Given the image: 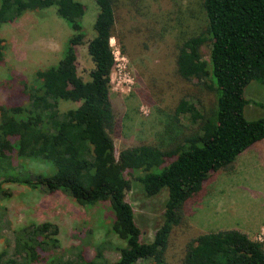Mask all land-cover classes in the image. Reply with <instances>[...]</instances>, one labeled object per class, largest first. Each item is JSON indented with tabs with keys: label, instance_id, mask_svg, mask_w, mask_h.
Segmentation results:
<instances>
[{
	"label": "trees",
	"instance_id": "trees-1",
	"mask_svg": "<svg viewBox=\"0 0 264 264\" xmlns=\"http://www.w3.org/2000/svg\"><path fill=\"white\" fill-rule=\"evenodd\" d=\"M94 2L95 36L87 40L85 8L77 0H0V27L16 23L27 12L55 7L72 32L57 65L38 73L34 83L28 85L14 72L0 84L8 93L0 102V171L6 165L13 168L15 157L49 163L56 172L36 180L5 177L0 187L3 182L20 183L66 194L82 207L106 206L111 232L124 245L116 249L115 260L105 256L104 244L90 258L88 233L74 235L76 242L64 250L58 226L43 222L15 231L11 253H0V264H168L169 238L183 220L186 203L211 173L230 168L241 153L264 140V117L249 120L244 115L245 88L251 82L264 85V0H201L203 29L177 45L175 65L179 78L213 93V104L195 109L181 100L172 117L177 130L169 131L167 146L139 145L118 155L109 133L116 63L110 41L116 37L119 7L135 5L134 0ZM83 45L93 63L88 81L78 73ZM4 57L0 37V65ZM61 101L78 107L62 113ZM255 105L264 109V103ZM185 115L196 125L189 134L179 126V117ZM133 183L145 199L166 192L161 223L148 243L141 240L126 200ZM182 264H264V243L236 229L204 233L185 246Z\"/></svg>",
	"mask_w": 264,
	"mask_h": 264
},
{
	"label": "rangeland",
	"instance_id": "rangeland-1",
	"mask_svg": "<svg viewBox=\"0 0 264 264\" xmlns=\"http://www.w3.org/2000/svg\"><path fill=\"white\" fill-rule=\"evenodd\" d=\"M83 4V32L90 40L95 36L93 24L98 13L94 0H77ZM134 7L120 6L117 13L115 38L110 41L116 63L111 74V102L114 125L110 136L116 155L126 148L139 145L165 147L169 131L181 100L195 109L209 108L214 95L196 81H185L176 73L177 45L198 34L204 26L201 0H134ZM72 32L56 14L55 7L25 13L14 24H3L0 37L5 44V61L0 65V84L17 73L28 85L38 73L57 65ZM204 59H208L207 49ZM93 63L86 46L79 47L78 73L89 80ZM20 81V79H17ZM15 82V81H14ZM11 83L16 87V82ZM5 88L0 85V102ZM248 104L247 119L264 117V85L251 82L244 92ZM78 103L61 101L63 113ZM179 126L189 134L196 129L188 115L179 117ZM264 141V140H263ZM13 168L7 165L0 174L5 177H50L53 165L14 157ZM135 175H139L136 173ZM143 242H151L159 227L166 201V192L144 198L133 183L126 192ZM183 220L176 225L166 251L168 264H182L185 246L197 236L222 230L238 229L251 239L264 243V142L241 153L232 166L211 173L201 191L184 206ZM50 222L59 228L62 248L69 249L77 235L87 239L90 258L95 247L105 246V256L118 257L123 242L111 232L112 216L108 207H82L66 194H49L43 188L32 189L25 184L3 182L0 187V253H11L14 232L30 225Z\"/></svg>",
	"mask_w": 264,
	"mask_h": 264
},
{
	"label": "crops",
	"instance_id": "crops-1",
	"mask_svg": "<svg viewBox=\"0 0 264 264\" xmlns=\"http://www.w3.org/2000/svg\"><path fill=\"white\" fill-rule=\"evenodd\" d=\"M262 142H264V141H261V142H258V143H262ZM258 143H256V144H258ZM256 144H255V145H256ZM253 146H254V145H253ZM253 146H252V147H253ZM249 149H250V148H249ZM229 230H230V229H229ZM236 230H238V229H236ZM239 231H241V230H239ZM241 232H243V231H241ZM243 233H245V232H243ZM245 234H246V233H245Z\"/></svg>",
	"mask_w": 264,
	"mask_h": 264
},
{
	"label": "built area",
	"instance_id": "built-area-1",
	"mask_svg": "<svg viewBox=\"0 0 264 264\" xmlns=\"http://www.w3.org/2000/svg\"><path fill=\"white\" fill-rule=\"evenodd\" d=\"M114 53V52H113ZM115 56V55H114ZM115 62H116V59H115ZM256 241H260V240H256ZM260 242H262V241H260ZM263 243V242H262Z\"/></svg>",
	"mask_w": 264,
	"mask_h": 264
}]
</instances>
